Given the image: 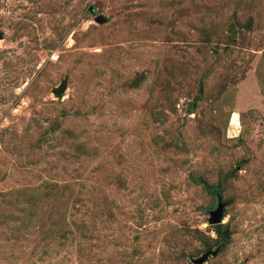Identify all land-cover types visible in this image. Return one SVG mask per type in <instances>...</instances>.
Wrapping results in <instances>:
<instances>
[{
	"label": "rangeland",
	"instance_id": "obj_1",
	"mask_svg": "<svg viewBox=\"0 0 264 264\" xmlns=\"http://www.w3.org/2000/svg\"><path fill=\"white\" fill-rule=\"evenodd\" d=\"M0 264H264V0H0Z\"/></svg>",
	"mask_w": 264,
	"mask_h": 264
},
{
	"label": "water",
	"instance_id": "obj_2",
	"mask_svg": "<svg viewBox=\"0 0 264 264\" xmlns=\"http://www.w3.org/2000/svg\"><path fill=\"white\" fill-rule=\"evenodd\" d=\"M66 86L63 85L60 89L56 91L57 94L64 93ZM225 205L222 203L219 204L218 209L212 213L211 223L219 224L223 219V212H224ZM198 263V262H197Z\"/></svg>",
	"mask_w": 264,
	"mask_h": 264
},
{
	"label": "trees",
	"instance_id": "obj_3",
	"mask_svg": "<svg viewBox=\"0 0 264 264\" xmlns=\"http://www.w3.org/2000/svg\"><path fill=\"white\" fill-rule=\"evenodd\" d=\"M211 192H213L214 194H216L213 190H211Z\"/></svg>",
	"mask_w": 264,
	"mask_h": 264
}]
</instances>
